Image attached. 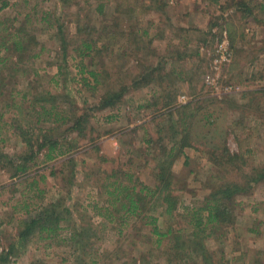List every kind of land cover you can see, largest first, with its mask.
I'll return each instance as SVG.
<instances>
[{"label": "rangeland", "instance_id": "1", "mask_svg": "<svg viewBox=\"0 0 264 264\" xmlns=\"http://www.w3.org/2000/svg\"><path fill=\"white\" fill-rule=\"evenodd\" d=\"M8 2L0 9V60L8 59L0 65V153L12 158L24 154L29 148L23 136L40 141L41 134H46L60 143L72 141L74 160L68 161L66 155L45 161L42 149L26 174L13 177L12 169L0 162V254L12 250L0 264H132L133 258L138 263L143 260V264H168L160 250L148 253L154 248L155 237L146 234L149 227L143 225L144 219L129 220L122 236L117 237L119 214L102 219L94 208L107 206L98 188L105 174L130 172L154 186L152 153L157 145L145 150L141 136L144 133L156 139L167 133L168 109L162 108L161 102L151 105L160 87L157 83L129 87L114 109L92 106L111 88L128 84L135 74L156 64L165 72L173 69L171 76L178 81L176 105L212 96L203 76L216 42L223 30L227 32L231 57L223 75L226 81L238 85L239 91L221 98L213 96L216 100L208 110L213 111L210 120L215 127L205 136L198 135L199 150L185 148L172 166L173 189L179 198L177 212L183 216L173 217L170 224L181 230L184 246L190 249L187 237L191 227L185 207L199 205L207 191L202 184L209 180L213 165L205 150L225 142L233 152L245 150V171L264 165V0ZM98 3L104 5L102 12L95 9ZM19 27L28 32V37L33 36L35 43L20 57L14 50L3 48V44L12 43L14 36L10 34ZM83 40L94 42L97 50L80 56ZM88 70L100 71L102 82L95 84ZM147 87L158 91L146 97ZM253 89H260L258 96L242 94ZM46 92L57 96L54 103L60 114L52 118L87 114L91 129L85 138L68 131L70 120H41L37 124L36 115L43 102L36 98ZM181 94L186 97L184 103L178 101ZM228 102L235 105L231 107ZM136 125L139 127L131 131ZM161 125L165 129L160 132ZM201 125L196 123L192 132L205 131ZM94 142L101 144L99 151ZM32 146V150L37 148L35 143ZM236 198L233 224L216 229L203 241L210 264H264V183H257L249 193ZM57 202L66 219L60 221L56 237L44 239L35 233L24 242L17 236L19 221L36 217L42 208ZM159 219L160 224L165 220ZM76 224L88 229L85 245L78 250L71 238ZM197 262L203 264L199 258Z\"/></svg>", "mask_w": 264, "mask_h": 264}, {"label": "trees", "instance_id": "2", "mask_svg": "<svg viewBox=\"0 0 264 264\" xmlns=\"http://www.w3.org/2000/svg\"><path fill=\"white\" fill-rule=\"evenodd\" d=\"M8 4V0H0V9H3ZM103 6L102 3H98L95 6L96 11L102 12ZM15 30V32L10 34L14 36V38H11L13 40L12 43L9 46L3 44V48L5 51L9 49L14 50L15 53H18V57H20L21 52L31 48V45L34 43V38L33 36L31 38L28 37V32H25L22 27L16 28ZM142 32L145 33V30ZM94 45L95 43L92 41L88 42L87 40H83V48L79 52V55H85L93 51L95 49ZM33 56H37V54H33ZM6 60L8 59L2 58L0 65H4ZM14 64L16 66L18 65V59L16 57ZM149 67L147 66L144 71L135 74L128 84H121L116 88H111L110 92L101 96L99 101L93 104L92 107L99 108L100 110L107 108L114 109L122 102V98L129 87L139 88L148 86L150 83H157V86L160 87V93L154 97L151 105H157L161 102V107L168 109L165 112L169 116V122L166 126L167 133L165 135H158L156 139L144 133L141 136V142L147 146L145 150L150 151L152 149L151 146L154 144L157 145L156 151L152 153V158L155 160V166L153 168V177L155 178L154 186H149L141 182L138 177L133 174L131 175L130 172H111L105 174L100 177L98 188L104 201L107 202V206L97 205L94 208L97 209V214L102 219L110 220L115 216L113 214H119L117 216L119 223L116 227L117 237L122 236L124 226L127 225L129 220L139 219L142 221L144 219L142 221L143 225L149 227L147 228L146 234L150 237H155L152 239L154 248L150 249L148 253H151L155 249L160 250L161 253H165L164 255H166L168 264H181V262L185 264L187 260L190 261L193 258L195 260H193L192 264H198L197 258L201 259L203 264H210V256L207 255L209 252L207 250L206 254L203 241L209 235H212L216 229L233 224L235 221V208L238 205L236 196L249 193L259 182L264 183V165H255L248 171H245L247 164L245 150L244 152H233L225 142L220 143L219 146L216 145V147H210L209 150H205L207 160L213 165V169L210 173L209 180L202 184V187L206 188L207 191L198 203L199 205H193L190 208L188 206L185 207L187 212L184 215L188 217V224L191 227L190 234L187 237L190 239L191 246L189 245L190 249L184 246L186 243L184 234L180 233V229H173L170 224V220L173 217L177 215L183 216V213L179 214L177 212L179 198L175 194L177 190L173 189L174 176L172 166L177 157L185 153V148L199 150L200 148L196 143V140L199 138L198 135L205 136L212 126L215 127L213 120H210L213 111L208 110L210 109L208 106L214 103L216 98L208 95V97L196 98L184 104L176 105L177 96L175 90L178 87V81L171 76L173 69L170 70V73L165 72L163 66L159 64L147 70ZM154 72L157 73V76H155ZM87 73L95 81V84L102 82V73L100 71L88 70ZM259 93L260 89L242 92V94H249L250 96H258ZM56 97V95L46 92L36 98V100L43 102L39 104L40 110H38L36 115L37 124L41 120H49L51 122H57L59 121L58 119L62 122L70 120L68 131L75 132L77 138H85L91 129L87 114L84 112L81 114L73 113L72 118L68 115H62L60 118H52V115L60 114L56 110L58 106L54 103ZM257 103L259 104V99ZM255 104L256 101L253 98V106ZM228 105L233 107L235 102H228ZM247 105L249 106V103ZM242 106L245 107L246 104H242ZM242 106H238V108H242ZM201 110L203 111L201 112ZM203 112L204 114H202ZM160 115L161 113L155 117ZM174 118H177V122L173 121ZM198 122L202 124V127H206V130H200L199 133L192 132V129L194 130L193 127ZM176 123L180 125V129L177 128ZM161 126L159 129L160 132L165 129L164 125ZM137 127L139 125L134 126L130 130L133 131ZM23 142L29 148L28 151L30 153H27V151L14 158L0 153V162L3 167L12 169L11 177L18 174H26L35 165L36 162H33V159L42 149H44L43 159L45 161L54 160L59 156L66 155L69 156L68 161L72 162L74 160V156L71 153V148L74 147L72 141L60 143L58 138L41 134L40 141L38 137L33 141L30 136L25 135L23 136ZM34 143L37 148L32 150ZM94 143L97 144L95 148L99 151V148L102 147L101 144L98 142ZM200 151L204 152L203 149ZM102 159L104 160L105 158L102 157ZM187 161L188 159L185 156V163ZM60 206L61 204L58 202L51 204L48 208H42L36 217L19 221L17 236L24 240V242L29 240L35 233H38L44 239H53L56 237L58 235L57 231L61 228L60 221L66 219L60 211ZM63 210L66 211L65 208ZM159 217L165 218L161 224ZM73 228L71 238L75 245L79 246L77 250L82 249L83 245H85L84 239L88 234V229L86 226L77 224ZM10 252L12 250L6 253L2 252L0 254V262H3ZM115 258H118V256H115ZM174 259L176 263L173 262ZM142 261L138 263L133 258L132 264H143Z\"/></svg>", "mask_w": 264, "mask_h": 264}, {"label": "built area", "instance_id": "3", "mask_svg": "<svg viewBox=\"0 0 264 264\" xmlns=\"http://www.w3.org/2000/svg\"><path fill=\"white\" fill-rule=\"evenodd\" d=\"M231 57L230 42L227 32L222 31L220 39L216 42L211 53L209 69L203 76V83L208 88L212 96L221 98L232 92L239 91V86L232 82L226 81L223 75V68L228 64ZM180 103L186 102L184 94L178 96Z\"/></svg>", "mask_w": 264, "mask_h": 264}, {"label": "crops", "instance_id": "4", "mask_svg": "<svg viewBox=\"0 0 264 264\" xmlns=\"http://www.w3.org/2000/svg\"><path fill=\"white\" fill-rule=\"evenodd\" d=\"M147 90H148V94H145L146 95V97H148L150 94L149 93H157V91L158 90H156L157 88H149V87H147L146 88ZM146 99V98H145ZM147 99H149V98H147ZM147 99H146V101H147ZM111 111H113V110H111ZM111 115V114H110ZM111 116H113V117H115V115L114 114H112ZM134 127V126H133ZM117 136V135H116Z\"/></svg>", "mask_w": 264, "mask_h": 264}]
</instances>
